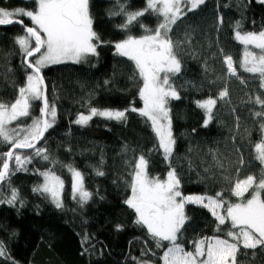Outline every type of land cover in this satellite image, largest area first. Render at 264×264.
Segmentation results:
<instances>
[{"label": "trees", "instance_id": "obj_1", "mask_svg": "<svg viewBox=\"0 0 264 264\" xmlns=\"http://www.w3.org/2000/svg\"><path fill=\"white\" fill-rule=\"evenodd\" d=\"M129 3L130 10L145 6V0H129ZM0 6L33 7L30 2L20 0H0ZM112 6V0H90L94 30L102 40L112 42L98 47L99 55H90L80 63L64 62L43 69L49 99H55L58 112L56 124L45 135L46 147L60 162L55 170L65 181L64 208L57 209L50 200L32 191L43 181L32 169L52 167L48 162L37 159L28 166L29 171L17 172L12 177V185L19 190L24 203L23 206L19 201L15 205L0 204V240L5 242L17 264H136L133 257L161 264L159 256L163 249L155 247L147 230L134 222L135 213L124 203L131 194V166L126 162L143 153L150 161L151 176L163 179L169 170L161 153H149L157 144L150 126L131 112L123 123L99 117H94L85 127L73 123L78 113L86 112L89 101L97 108L124 109L132 103L137 108L143 106L138 96L143 82L136 74L134 62L115 55L114 42L129 33L115 27L123 22L122 17L108 16ZM23 19L31 26L29 19ZM237 21L245 32L264 29V1L205 0V4L182 17L173 29V39L178 42L186 34L192 38L190 45L182 43L177 49L182 71L173 83L180 98L169 104L176 139L171 167L181 176V191L185 195H214L224 191L226 198L235 202L236 198L229 193V181L223 177L236 178V169L240 167L237 150L245 162L240 178L248 174L258 176L264 167L253 155V145L261 136L258 118L253 113L261 106L252 103L264 90L260 89L257 76L238 67L244 49L233 38ZM141 22L154 28L158 20L145 15ZM21 34L19 25L0 26V100L9 103L14 101L16 89L25 82V69L14 45V37ZM130 34L139 36L143 30L135 26ZM226 54L237 62L239 75L246 83L227 76L223 63ZM225 83L229 99L218 101L214 120L205 127L204 112L194 101L209 95L215 98ZM39 107L40 103L36 102L32 116L39 115ZM29 119L24 123H29ZM125 145L129 149L127 153L123 151ZM7 150L8 146L0 145V152ZM211 153L224 164L223 171L215 166ZM69 163L85 174V186L93 193L83 207L71 198V175L61 166ZM95 167H100L104 175H96ZM205 169H209L207 174ZM185 212L190 221L184 233V246L192 250L188 241L216 234V221L207 209L196 204L186 205ZM117 225L122 228L117 230ZM230 227V223L221 226L220 234ZM85 234L90 242L82 245ZM84 248H88L87 253ZM142 253L146 255L142 257ZM237 260L238 264H264V249L253 252L241 248ZM0 264L6 262L0 259Z\"/></svg>", "mask_w": 264, "mask_h": 264}, {"label": "snow or ice", "instance_id": "obj_2", "mask_svg": "<svg viewBox=\"0 0 264 264\" xmlns=\"http://www.w3.org/2000/svg\"><path fill=\"white\" fill-rule=\"evenodd\" d=\"M26 2H30L33 7L9 9L0 6V26L22 27L23 34L14 37V45L18 48L25 69V82L16 89L14 101L9 103L0 100V145L8 146L7 151L0 152V204L6 202L15 205L19 201L23 206L19 190L12 185V177L17 172L29 171L28 166L39 159L52 167L32 169L36 175L43 177V182L35 185L32 191L50 200L57 209H63L65 181L55 170L60 162L49 153L45 136L56 124L58 112L55 99H49L43 69L65 61L80 63L90 55H99L97 49L102 44L112 42L102 40L94 30L90 0ZM112 3L108 16L122 17L123 22L115 27L129 33L124 39L114 42L115 55L134 62L136 74L143 82L138 91L143 106L137 108L132 103L124 109L97 108L89 101L86 112L78 113L73 123L85 127L94 117L123 123L131 112L137 113L150 126L157 144L149 153H161L169 164V170L163 179L151 176L150 161L143 153L126 162L131 166V194L124 203L135 213L134 222L147 230L155 247L163 249L159 256L161 264H238L237 257L241 248L253 252L257 248L264 249V167L258 176L248 174L240 178L239 172L245 162L243 154L237 150L240 167L236 169V178L223 177L229 181V193L236 198L235 202L226 198L224 191L214 195H185L181 191V176L171 167L176 139L169 104L171 100L180 98L173 81L182 71L177 49L182 43L190 45L192 39L186 34L183 41L178 42L173 39L172 33L177 22L205 4V0H145V6L137 10H130L129 0H112ZM145 15L157 18L158 23L154 28L141 22ZM23 18L29 19L31 26L25 25ZM219 23H223L222 18ZM135 26L143 30L142 35L130 34ZM233 32L234 40L244 49L242 59L238 62L239 69L257 76L260 89L264 90V29L245 32L237 21ZM223 63L228 77H235L242 84L247 82L239 75L237 62H234L232 55H223ZM107 83L109 81H105ZM228 99L229 90L225 83V87L215 98L209 95L205 99L194 101L204 112L203 126L207 127L214 120V109L218 101ZM36 102L40 103L39 115L32 116ZM252 103L261 106L259 111L253 113L258 118V130L261 133L259 141L253 145V155L264 166V93L257 94ZM26 118H30L31 123H24ZM238 121L237 117V127ZM123 151H129L127 145ZM211 154L215 166L223 171L224 164L215 153ZM103 163L101 156L100 165ZM61 166L71 175V198L83 207L93 197V193L85 186V174L74 164ZM94 170L96 175H104L100 167H95ZM204 171L207 174L209 169ZM5 190L8 195H5ZM188 204L207 209L216 221V234L188 241L192 244V250L185 248L183 239L190 221L185 212ZM226 223H230L231 227L221 235V226ZM116 227L117 230L122 228L121 225ZM89 242L90 237L85 234L81 244ZM83 251L87 253L88 248ZM148 251L153 256L156 255L151 249ZM144 255L146 253H142V257ZM0 259L6 264H17L3 240H0ZM133 260L136 264H151L136 257Z\"/></svg>", "mask_w": 264, "mask_h": 264}, {"label": "water", "instance_id": "obj_3", "mask_svg": "<svg viewBox=\"0 0 264 264\" xmlns=\"http://www.w3.org/2000/svg\"><path fill=\"white\" fill-rule=\"evenodd\" d=\"M20 1H25L26 2V0H20ZM25 23V22H24ZM26 25V24H25ZM20 26V25H19ZM27 26H29V25H27ZM1 27H9V26H1ZM45 83H46V81H45ZM47 85V84H46ZM46 135V134H45Z\"/></svg>", "mask_w": 264, "mask_h": 264}, {"label": "rangeland", "instance_id": "obj_4", "mask_svg": "<svg viewBox=\"0 0 264 264\" xmlns=\"http://www.w3.org/2000/svg\"><path fill=\"white\" fill-rule=\"evenodd\" d=\"M264 1V0H263ZM65 62H73V61H65ZM64 63V62H63ZM52 65V64H51ZM29 123H31V119H29L28 121ZM27 124V123H26ZM43 182V181H42Z\"/></svg>", "mask_w": 264, "mask_h": 264}]
</instances>
